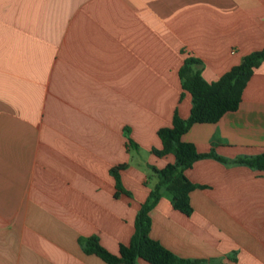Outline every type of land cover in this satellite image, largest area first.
<instances>
[{"label":"crops","instance_id":"0c3cea01","mask_svg":"<svg viewBox=\"0 0 264 264\" xmlns=\"http://www.w3.org/2000/svg\"><path fill=\"white\" fill-rule=\"evenodd\" d=\"M263 48L264 0H0V264H108L80 240L129 245L151 167L176 162L153 153L158 132L191 115L185 60L213 83ZM183 140L227 163H194V212L164 194L151 237L206 264H264V171L236 163L264 154V62L237 111ZM122 164L130 195L116 196Z\"/></svg>","mask_w":264,"mask_h":264},{"label":"trees","instance_id":"16d2710c","mask_svg":"<svg viewBox=\"0 0 264 264\" xmlns=\"http://www.w3.org/2000/svg\"><path fill=\"white\" fill-rule=\"evenodd\" d=\"M263 62L264 48L247 55L240 65L233 67L218 81L208 83L202 77V62L192 57L185 60L180 70V78L183 89L193 97L191 115L185 120L176 112L173 125L161 128L158 132L163 148L153 150V153L159 157L175 155L176 162L163 169L151 167L158 181L137 215L135 233L129 245H121L120 253L116 255L108 251L97 236H91L80 240L86 254L96 255L108 264H137L138 259L150 264H206V260L179 257L154 240L150 235L152 227L150 213L163 195L168 194L174 209L188 216L192 215L194 208L191 203V193L198 186L188 179L186 171L203 158H215L224 163H227V160L214 152L199 153L196 145L185 142L183 137L195 124H215L226 113L237 111L249 80ZM130 145L134 148L138 147L131 140ZM236 163L264 171V154L240 159ZM127 168L128 165L122 164L111 169L118 190L116 196H119V193L130 195L124 189L121 177V171Z\"/></svg>","mask_w":264,"mask_h":264}]
</instances>
